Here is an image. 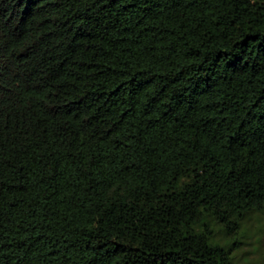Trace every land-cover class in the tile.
Wrapping results in <instances>:
<instances>
[{
	"label": "trees",
	"instance_id": "obj_1",
	"mask_svg": "<svg viewBox=\"0 0 264 264\" xmlns=\"http://www.w3.org/2000/svg\"><path fill=\"white\" fill-rule=\"evenodd\" d=\"M264 210V0H0V264H237Z\"/></svg>",
	"mask_w": 264,
	"mask_h": 264
},
{
	"label": "rangeland",
	"instance_id": "obj_2",
	"mask_svg": "<svg viewBox=\"0 0 264 264\" xmlns=\"http://www.w3.org/2000/svg\"><path fill=\"white\" fill-rule=\"evenodd\" d=\"M212 243L232 249L237 264H264V210L249 213L237 234H230L219 224L210 222Z\"/></svg>",
	"mask_w": 264,
	"mask_h": 264
}]
</instances>
